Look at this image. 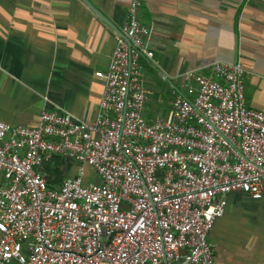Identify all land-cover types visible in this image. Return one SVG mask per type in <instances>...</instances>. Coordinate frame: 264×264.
Segmentation results:
<instances>
[{"label": "built area", "instance_id": "2783aa9c", "mask_svg": "<svg viewBox=\"0 0 264 264\" xmlns=\"http://www.w3.org/2000/svg\"><path fill=\"white\" fill-rule=\"evenodd\" d=\"M140 7L126 0L93 73L92 121L55 109L34 126L0 121V264H215L209 232L226 195L261 197L264 111L244 103L240 59L181 72L167 113L145 119ZM51 157L77 165L52 187L39 171Z\"/></svg>", "mask_w": 264, "mask_h": 264}, {"label": "crops", "instance_id": "0c3cea01", "mask_svg": "<svg viewBox=\"0 0 264 264\" xmlns=\"http://www.w3.org/2000/svg\"><path fill=\"white\" fill-rule=\"evenodd\" d=\"M86 1L113 27L82 0H0L1 122L34 126L40 112L51 109L93 120L102 89L93 73L106 67L126 0ZM138 18L148 28L143 44L152 53L141 61L145 119L167 113L169 86L181 72L206 73L213 62L237 58L246 107L264 111V0H141ZM146 74L158 78L163 90L148 87ZM62 159L71 164L70 174L54 168L52 178V162ZM76 168L51 157L39 171L52 187ZM83 171L85 181L97 182L90 167ZM209 241L215 264H264V190L259 199L228 193Z\"/></svg>", "mask_w": 264, "mask_h": 264}, {"label": "rangeland", "instance_id": "374dc122", "mask_svg": "<svg viewBox=\"0 0 264 264\" xmlns=\"http://www.w3.org/2000/svg\"><path fill=\"white\" fill-rule=\"evenodd\" d=\"M145 76H146V78L144 77L145 83L148 87H150L151 89H158L160 91L163 90L164 85L162 84V82L158 80V78L156 77L149 78L148 74H146ZM71 167H72L71 164H68L64 159H62L58 164L55 165L54 162H52V178H57V176L55 175V173L57 172L54 170V168H58L62 175H69L71 172ZM88 172L89 170L87 171L85 170V175L90 177L91 175Z\"/></svg>", "mask_w": 264, "mask_h": 264}, {"label": "water", "instance_id": "95a60500", "mask_svg": "<svg viewBox=\"0 0 264 264\" xmlns=\"http://www.w3.org/2000/svg\"><path fill=\"white\" fill-rule=\"evenodd\" d=\"M86 5L87 7L98 17L100 18L103 22H105L106 24H108L109 26H112L111 23H109V21L98 11L96 10L95 8H93L90 3H88L86 0H82ZM117 32V30H116Z\"/></svg>", "mask_w": 264, "mask_h": 264}]
</instances>
